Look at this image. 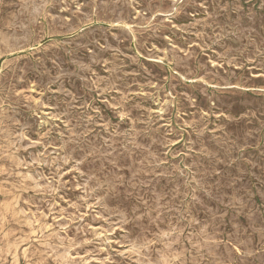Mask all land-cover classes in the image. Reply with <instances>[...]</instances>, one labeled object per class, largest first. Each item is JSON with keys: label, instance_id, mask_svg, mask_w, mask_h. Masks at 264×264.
I'll return each instance as SVG.
<instances>
[{"label": "rangeland", "instance_id": "rangeland-1", "mask_svg": "<svg viewBox=\"0 0 264 264\" xmlns=\"http://www.w3.org/2000/svg\"><path fill=\"white\" fill-rule=\"evenodd\" d=\"M0 68V264H264V0H0Z\"/></svg>", "mask_w": 264, "mask_h": 264}, {"label": "bare ground", "instance_id": "bare-ground-1", "mask_svg": "<svg viewBox=\"0 0 264 264\" xmlns=\"http://www.w3.org/2000/svg\"><path fill=\"white\" fill-rule=\"evenodd\" d=\"M17 1V0H16ZM9 4H10V2H9ZM18 5V4H17ZM14 7V6H13ZM164 7V6H163ZM15 10V9H14ZM5 15V14H4ZM3 17V16H2ZM39 21V20H38ZM3 22V21H2ZM40 22V21H39ZM36 23V22H35ZM41 23V22H40ZM45 26V25H44ZM87 28V27H86ZM44 29V28H43ZM30 31V30H29ZM38 32V31H37ZM43 40V39H42ZM42 42H44V41H42ZM43 46V45H42ZM33 47V46H32ZM17 52V51H16ZM4 64V63H3ZM1 69V68H0ZM244 71V70H243ZM247 73V72H246ZM1 75V74H0ZM2 76V75H1ZM5 76V75H4ZM1 81V80H0ZM252 83V82H251ZM216 84V83H215ZM237 85V84H236ZM212 86V85H211ZM214 86V85H213ZM238 86V85H237ZM255 86V85H254ZM242 87V86H241ZM245 87V86H244ZM260 87H262V86H260ZM259 87V88H260ZM246 88V87H245ZM263 88V87H262ZM218 89V88H217ZM264 89V88H263ZM216 90V89H215ZM241 90H243V89H241ZM250 90V89H249ZM257 91V90H256ZM254 93V92H253ZM259 94V93H258ZM257 94V95H258ZM255 95V94H254ZM171 96V95H170ZM175 96V95H174ZM173 103V102H172ZM176 103V102H175ZM1 109V108H0ZM3 111V110H2ZM44 120V119H43ZM12 121V120H11ZM12 124V123H11ZM13 125V124H12ZM0 126H1V124H0ZM9 130V129H8ZM12 131H14V130H12ZM15 132V131H14ZM3 134V133H2ZM10 134H11V132H10ZM4 136V135H3ZM13 136V135H12ZM8 137V136H7ZM20 137H21V135H20ZM12 138V137H11ZM8 139V138H7ZM9 143V142H8ZM10 144V143H9ZM23 144V143H22ZM1 146V145H0ZM9 147V146H8ZM1 149V148H0ZM14 152V151H13ZM19 153V152H18ZM14 154V153H13ZM11 156V155H10ZM4 157V156H3ZM9 157V156H8ZM22 157V156H21ZM0 159H1V157H0ZM6 159V158H5ZM4 159V160H5ZM7 160V159H6ZM14 160V159H13ZM1 161V160H0ZM15 161V160H14ZM29 161V160H28ZM8 162H9V158H8ZM10 162H12V161H10ZM22 162V161H21ZM3 163H5V162H3ZM13 163V162H12ZM2 164V163H1ZM6 164V163H5ZM9 164V163H8ZM18 164V163H17ZM11 166V165H10ZM36 166V165H35ZM18 167V166H17ZM22 167H23V165H22ZM31 167V166H30ZM9 168V167H8ZM2 170V169H1ZM10 170V169H9ZM15 171V170H14ZM23 171V170H22ZM21 171V172H22ZM13 174V173H12ZM27 175H28V173H26ZM23 174H21V176H22ZM40 175V174H39ZM7 176V175H6ZM19 176V175H18ZM30 176V175H29ZM16 177V176H15ZM23 177V176H22ZM2 178V177H1ZM1 178H0V180H1ZM3 178H4V176H3ZM17 178V177H16ZM4 181V180H3ZM13 181H15V180H13ZM7 182V181H6ZM17 182V181H16ZM8 183V182H7ZM19 183V182H18ZM26 183V182H25ZM39 183V182H38ZM22 185V184H21ZM26 186V185H25ZM27 186H28V184H27ZM31 186V185H30ZM0 188H1V186H0ZM13 188H15V187H13ZM20 189V188H19ZM2 190V189H1ZM4 191V190H3ZM18 192V191H17ZM12 193V192H11ZM22 193V192H21ZM28 193V192H27ZM6 194H8V193H6ZM26 195V194H25ZM19 196H23V194L21 195H19ZM19 196H16V197H19ZM3 197V196H2ZM256 198V197H255ZM12 200V199H11ZM29 200H27V202H28ZM17 202V201H16ZM29 202H31V201H29ZM183 202V201H182ZM12 203V202H11ZM173 203V202H172ZM187 203V202H186ZM15 205V204H14ZM17 205V204H16ZM185 205V204H184ZM27 206V205H26ZM17 207V206H16ZM15 207V208H16ZM31 207V206H30ZM11 208V207H10ZM185 208V207H184ZM187 208V207H186ZM14 209V208H13ZM182 209V208H181ZM185 210V209H184ZM2 211H3V209H2ZM197 211V210H196ZM26 212V211H25ZM24 212V213H25ZM38 212V211H37ZM188 212V211H187ZM17 213V212H16ZM191 213V212H190ZM19 215V214H18ZM22 215V214H21ZM24 215V214H23ZM32 215V214H31ZM16 216V215H15ZM36 216V215H35ZM192 216V215H191ZM23 217V216H22ZM31 217V216H30ZM50 217V216H49ZM191 218V217H190ZM45 219V218H44ZM192 219V218H191ZM37 220V219H36ZM243 220V219H242ZM55 221V220H54ZM225 221V220H224ZM2 222H3V219H2ZM29 222V221H28ZM36 223V222H35ZM2 224V223H1ZM37 224V223H36ZM50 224V223H49ZM55 224V223H54ZM226 224V223H225ZM44 225V224H43ZM2 226V225H1ZM25 226V225H24ZM36 226V225H35ZM48 226V225H47ZM161 226V225H160ZM164 226V225H163ZM166 226V225H165ZM43 227V226H42ZM55 227H57V226H55ZM13 228V227H12ZM24 228V227H23ZM26 228V227H25ZM40 229V228H39ZM50 229H51V227H50ZM12 230V229H11ZM30 230V229H29ZM46 230V229H45ZM58 230V229H57ZM228 230V229H227ZM226 230V231H227ZM34 231V230H33ZM18 232V231H17ZM29 232V231H28ZM35 232V231H34ZM39 232H40V230H39ZM82 232V231H81ZM95 232V231H94ZM20 233V232H19ZM49 233H51V232H49ZM64 233V232H63ZM99 233V232H98ZM22 234V233H21ZM26 234V233H25ZM31 234H33V233H31ZM48 234V233H47ZM2 236H3V234H1ZM42 235V234H41ZM46 235V234H45ZM35 235H33V237H34ZM43 236V235H42ZM16 237V236H15ZM22 237V236H21ZM29 237V236H28ZM32 237V236H31ZM80 237H82V236H80ZM59 238V237H58ZM70 238V237H69ZM20 239V238H19ZM25 239V238H24ZM23 239V240H24ZM71 239V238H70ZM0 240H2V239H0ZM23 240H20V241H22L23 242ZM40 240V239H39ZM83 240V239H82ZM17 241V240H16ZM25 241V240H24ZM33 241H35V240H33ZM49 241V240H48ZM11 242V241H10ZM36 242H37V240H36ZM43 242V241H42ZM47 243V242H46ZM6 244V243H5ZM44 244V243H43ZM192 244V243H191ZM30 245V244H29ZM42 245V244H41ZM49 245V244H48ZM9 246V245H8ZM49 246H51V245H49ZM63 246V245H62ZM28 247V246H27ZM27 247H26V249H27ZM30 247H31V245H30ZM29 248V247H28ZM61 248V247H60ZM4 249V248H3ZM18 249V248H17ZM30 249V248H29ZM71 249V248H70ZM157 249V248H156ZM236 249V248H235ZM16 250V249H15ZM20 250V249H19ZM41 250V249H40ZM12 251V250H11ZM36 251V250H35ZM47 251V250H46ZM70 251V250H69ZM8 252H10V251H8ZM5 253H7V252H5ZM73 253V252H72ZM16 254V253H15ZM76 254V253H75ZM4 255V254H3ZM6 255V254H5ZM36 255V254H35ZM40 255V254H39ZM1 256V255H0ZM48 256H49V254H48ZM76 257H78V256H76ZM10 258V257H9ZM25 258V257H24ZM53 258V257H52ZM69 258H71V257H69ZM75 258V257H74ZM83 258V257H82ZM30 259V258H29ZM47 259V258H46ZM14 260H15V258H14ZM65 260V259H64ZM69 260V259H68ZM25 261V260H24ZM29 261V260H28ZM34 261V260H33ZM56 261V260H55ZM63 261V260H62ZM7 262H8V260H7ZM74 262V261H73ZM12 263V262H11ZM18 263V262H17ZM31 263V262H30ZM52 263V262H51ZM54 263V262H53ZM55 263H57V262H55ZM54 263V264H55ZM66 263V262H65ZM69 263V262H68ZM86 263V262H85ZM58 264V263H57ZM67 264V263H66Z\"/></svg>", "mask_w": 264, "mask_h": 264}]
</instances>
